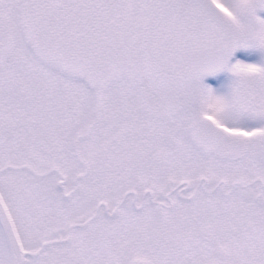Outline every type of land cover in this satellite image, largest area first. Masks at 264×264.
Masks as SVG:
<instances>
[{
  "label": "snow or ice",
  "instance_id": "6c2138e0",
  "mask_svg": "<svg viewBox=\"0 0 264 264\" xmlns=\"http://www.w3.org/2000/svg\"><path fill=\"white\" fill-rule=\"evenodd\" d=\"M258 13L0 0V264H264Z\"/></svg>",
  "mask_w": 264,
  "mask_h": 264
},
{
  "label": "flooded vegetation",
  "instance_id": "af4514ba",
  "mask_svg": "<svg viewBox=\"0 0 264 264\" xmlns=\"http://www.w3.org/2000/svg\"><path fill=\"white\" fill-rule=\"evenodd\" d=\"M260 15H264V13H258ZM244 52H246L247 56L251 59V60H257L256 58H258V60H262L264 59V52L258 50V49H240L238 50L236 59L234 60V62L237 59H240L241 57L244 56ZM249 53V54H248ZM229 77H231V74L228 72H220L217 73L215 75L212 76H208L205 78V83L209 84L210 86H212L214 89L218 90V85L221 84L222 82L226 81ZM228 90V87H221V91L220 92H226Z\"/></svg>",
  "mask_w": 264,
  "mask_h": 264
},
{
  "label": "rangeland",
  "instance_id": "374dc122",
  "mask_svg": "<svg viewBox=\"0 0 264 264\" xmlns=\"http://www.w3.org/2000/svg\"><path fill=\"white\" fill-rule=\"evenodd\" d=\"M249 54V53H248ZM257 60H251L246 52H244V56L241 57L239 60H243L245 62H248V63H261V62H264V59L262 60H258V58H256ZM231 83V77H229L226 81L222 82L221 84L218 85V91H221V87L225 86V87H229Z\"/></svg>",
  "mask_w": 264,
  "mask_h": 264
},
{
  "label": "water",
  "instance_id": "95a60500",
  "mask_svg": "<svg viewBox=\"0 0 264 264\" xmlns=\"http://www.w3.org/2000/svg\"><path fill=\"white\" fill-rule=\"evenodd\" d=\"M237 52H238V51H237ZM237 52H236V54H235V56H234V58H233V61H234V60H235V58H236Z\"/></svg>",
  "mask_w": 264,
  "mask_h": 264
}]
</instances>
